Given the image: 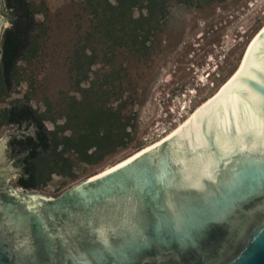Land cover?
Masks as SVG:
<instances>
[{"label":"water","instance_id":"water-1","mask_svg":"<svg viewBox=\"0 0 264 264\" xmlns=\"http://www.w3.org/2000/svg\"><path fill=\"white\" fill-rule=\"evenodd\" d=\"M262 116L264 27L184 123L57 197L18 185L2 137L0 264H138L160 251L264 264Z\"/></svg>","mask_w":264,"mask_h":264},{"label":"rangeland","instance_id":"rangeland-1","mask_svg":"<svg viewBox=\"0 0 264 264\" xmlns=\"http://www.w3.org/2000/svg\"><path fill=\"white\" fill-rule=\"evenodd\" d=\"M206 1L167 0L161 14L159 0L153 31L143 47L128 37L119 38V28L111 34L96 0H31L37 22L31 46L18 61L10 85L0 83V139L7 138L8 163L22 168L18 159L22 154H16V164L13 161L11 133L36 132L33 122L19 127L7 123L6 112L16 104L29 105L59 139L72 134L76 125L72 120L67 126L74 98L83 101L76 108L80 118L90 100L121 109L127 123L129 134L101 162L88 163L65 151L66 160L57 165V152L43 153L38 163L44 172L37 188L44 195L63 192L175 128L233 74L247 43L264 24V0ZM2 11L6 16L0 63L3 32L12 25L4 0ZM130 13L133 18L146 16L147 0Z\"/></svg>","mask_w":264,"mask_h":264},{"label":"trees","instance_id":"trees-1","mask_svg":"<svg viewBox=\"0 0 264 264\" xmlns=\"http://www.w3.org/2000/svg\"><path fill=\"white\" fill-rule=\"evenodd\" d=\"M159 0H147V15L141 14L138 18H133L130 10L139 6L142 0H116L111 3L109 0H96L103 10V19L110 25V32L114 34L115 29L119 28L121 37H128V40L135 43H141L145 47L150 33L153 31L152 22L155 19L154 6ZM162 12H165L167 0H162ZM179 3H189L191 0H176ZM212 3L215 0H207ZM206 1V2H207ZM6 8L10 10L11 27L5 29L1 41V63H0V83L10 85L17 63L25 57L32 42L31 33L35 30L37 22L31 0H4ZM128 19V22H124ZM129 27L128 30L126 28ZM114 32V33H112ZM115 37H118L116 35ZM92 91V90H91ZM90 91V92H91ZM85 105L87 113L81 118L76 108L82 105L83 101L74 98L70 105L68 115L69 123L74 120L72 134L62 135L60 139L54 131H47L43 124V118L31 109L29 105H18L10 108L6 112L8 119H15L16 125L20 126L24 121L33 122L36 126V135L24 139H16V154H22L18 157L23 164V173L18 178V185L33 190L39 186V181L43 175V168L39 166L43 153L53 149L57 152V165L66 160L65 151H73L78 154L85 162L98 163L104 160L106 156L112 153V150L119 147L123 139L129 133L126 131L127 123L121 115V109H115L106 104L97 106L88 100ZM60 148L59 151H57ZM93 149V150H92ZM19 155V156H20ZM52 170L48 173L51 174Z\"/></svg>","mask_w":264,"mask_h":264},{"label":"flooded vegetation","instance_id":"flooded-vegetation-1","mask_svg":"<svg viewBox=\"0 0 264 264\" xmlns=\"http://www.w3.org/2000/svg\"><path fill=\"white\" fill-rule=\"evenodd\" d=\"M0 12H3L1 8H0ZM26 122L27 121H24L23 123H26ZM7 123H9L10 125H14L16 127V117H15V119H12V120L7 118ZM35 135H36V132H34V135H32V136H35ZM29 136H31V135H28V134L26 135L25 133H22V134H18V133L16 134V132L11 133V139L8 141V144H9L10 148H13V152H14V160L13 161L15 164H16V147H18V146H16V139H24V138L29 137ZM23 164L21 163V166H23ZM83 180H85V178ZM83 180H81V181H83ZM17 183H18V180H17ZM21 188L26 190V191H29L28 189H25L23 187H21ZM61 193L56 194V195H46V196L57 197ZM194 257H195V255L192 253L187 254V255H181V254H178L175 252L170 253V252L160 251L154 255L146 256V258H144L138 264H197V263H199V261L201 262L200 258L195 259Z\"/></svg>","mask_w":264,"mask_h":264},{"label":"bare ground","instance_id":"bare-ground-1","mask_svg":"<svg viewBox=\"0 0 264 264\" xmlns=\"http://www.w3.org/2000/svg\"><path fill=\"white\" fill-rule=\"evenodd\" d=\"M263 27H264V24H263V25L258 29V31H256V33L252 36V38L250 39V41L247 43V45H246V47H245V50H246L247 46L249 45V43L251 42V40L256 36V34H257V33H258ZM245 50L243 51L242 56H243ZM242 56H241V58H240V60H239L238 65H239L240 62H241ZM235 70H236V69H235ZM230 77H231V76H230ZM230 77L226 80V82L223 83V85H222L217 91H215V93H213L211 96H209L208 98H206V99H204L202 102H200L198 105H196V107H195V108H194V109L188 114V116H187L183 121H181V122H180L175 128H173L171 131H169L166 135L162 136L160 139L154 141L153 143H151V144H149V145H147V146H145V147H143V148H141V149H139V150L133 152V153L130 154L129 156L125 157L124 159L119 160L118 162L113 163V164L107 166L106 168H104V169H102V170H100V171H98V172H96V173H94V174L88 176L85 180H87V179H89V178H91V177H93V176H95V175H97V174H99V173H101V172L107 170V169H110L111 167L117 165L118 163L122 162L123 160H125V159L129 158L130 156L136 154L137 152L141 151L142 149H144V148H146V147H148V146H150V145L156 143L157 141H159V140L165 138V137H166L167 135H169L172 131H174L177 127H179L182 123H184L189 117H191L192 114H193V113H194V112H195V111H196V110H197L202 104H204L205 102H207L208 100H210V99H211V98H212V97H213L218 91H220L221 88L225 85V83H227V81H229ZM85 180H83V181H85ZM81 182H82V181H81ZM79 183H80V182H79Z\"/></svg>","mask_w":264,"mask_h":264},{"label":"snow or ice","instance_id":"snow-or-ice-1","mask_svg":"<svg viewBox=\"0 0 264 264\" xmlns=\"http://www.w3.org/2000/svg\"><path fill=\"white\" fill-rule=\"evenodd\" d=\"M261 125H264V116L258 118Z\"/></svg>","mask_w":264,"mask_h":264}]
</instances>
